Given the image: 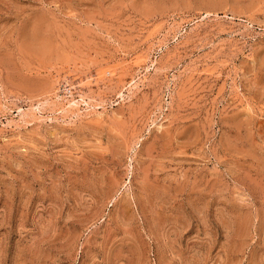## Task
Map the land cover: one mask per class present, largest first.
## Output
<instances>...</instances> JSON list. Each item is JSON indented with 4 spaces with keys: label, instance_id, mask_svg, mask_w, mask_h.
I'll list each match as a JSON object with an SVG mask.
<instances>
[{
    "label": "rangeland",
    "instance_id": "rangeland-1",
    "mask_svg": "<svg viewBox=\"0 0 264 264\" xmlns=\"http://www.w3.org/2000/svg\"><path fill=\"white\" fill-rule=\"evenodd\" d=\"M0 264H264V0H0Z\"/></svg>",
    "mask_w": 264,
    "mask_h": 264
},
{
    "label": "bare ground",
    "instance_id": "bare-ground-1",
    "mask_svg": "<svg viewBox=\"0 0 264 264\" xmlns=\"http://www.w3.org/2000/svg\"><path fill=\"white\" fill-rule=\"evenodd\" d=\"M79 102V101H78ZM78 102H76V101H73V105H75L76 106V104H78ZM69 104H72V103H69ZM78 106V105H77Z\"/></svg>",
    "mask_w": 264,
    "mask_h": 264
}]
</instances>
